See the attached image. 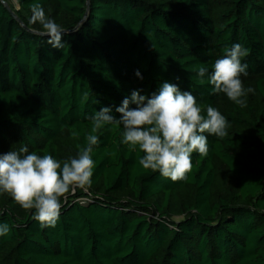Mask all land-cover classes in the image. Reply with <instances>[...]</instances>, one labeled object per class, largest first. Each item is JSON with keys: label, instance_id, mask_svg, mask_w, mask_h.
Segmentation results:
<instances>
[{"label": "trees", "instance_id": "obj_1", "mask_svg": "<svg viewBox=\"0 0 264 264\" xmlns=\"http://www.w3.org/2000/svg\"><path fill=\"white\" fill-rule=\"evenodd\" d=\"M34 3L66 31L64 48L29 23ZM235 43L249 53L243 107L196 74ZM164 82L216 108L228 135L205 133L207 156L173 182L106 125L91 186L62 199L54 228L0 193V264H264V0H0V154L75 157L94 111L119 119L132 91L150 98Z\"/></svg>", "mask_w": 264, "mask_h": 264}, {"label": "clouds", "instance_id": "obj_2", "mask_svg": "<svg viewBox=\"0 0 264 264\" xmlns=\"http://www.w3.org/2000/svg\"><path fill=\"white\" fill-rule=\"evenodd\" d=\"M29 23L42 26L40 35L47 36V43L53 48H64L62 36L66 31L46 16L40 3L31 5ZM248 54V49L239 43L225 48L211 71L205 66L196 68L200 83H204L203 78L207 76L213 93L226 94L238 106H245L242 97L253 91L245 89L241 80L242 75H248V65L242 63ZM136 75L141 77L138 70ZM111 111L109 107H102L88 117L91 132L85 135L84 146L77 145L79 151L75 157L61 161L51 154L30 152L27 146L0 154V193L9 195L24 210L34 209L32 219L41 228H54L60 217L62 199L66 200L69 192L87 190L91 186L95 166L91 154L99 143L96 133L106 125H122L121 142L131 151L143 153L138 159L139 165L173 182L187 179L194 152L207 156L205 133L217 138L228 135L224 115L212 106L203 108L191 91H182L169 82L162 83L158 93L150 98L141 95L139 90L132 91L116 108L119 119L112 116ZM72 135L77 137L78 133L73 131ZM9 232L8 224H0V236Z\"/></svg>", "mask_w": 264, "mask_h": 264}, {"label": "water", "instance_id": "obj_3", "mask_svg": "<svg viewBox=\"0 0 264 264\" xmlns=\"http://www.w3.org/2000/svg\"><path fill=\"white\" fill-rule=\"evenodd\" d=\"M4 2V4H5V6L11 11V13L14 15V17L19 21V22H21V24L22 25H24V23L20 20V18L11 10V8L9 7V4H8V2H6V1H3ZM25 26V25H24Z\"/></svg>", "mask_w": 264, "mask_h": 264}, {"label": "rangeland", "instance_id": "obj_4", "mask_svg": "<svg viewBox=\"0 0 264 264\" xmlns=\"http://www.w3.org/2000/svg\"><path fill=\"white\" fill-rule=\"evenodd\" d=\"M15 3H16V7H18V3L15 1ZM83 201H87L86 199H82Z\"/></svg>", "mask_w": 264, "mask_h": 264}]
</instances>
